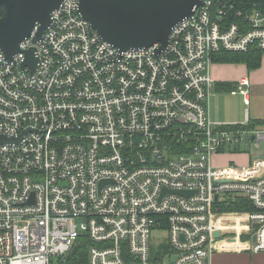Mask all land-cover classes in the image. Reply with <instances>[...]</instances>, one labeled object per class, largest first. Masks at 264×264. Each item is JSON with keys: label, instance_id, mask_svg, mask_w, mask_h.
<instances>
[{"label": "built area", "instance_id": "2783aa9c", "mask_svg": "<svg viewBox=\"0 0 264 264\" xmlns=\"http://www.w3.org/2000/svg\"><path fill=\"white\" fill-rule=\"evenodd\" d=\"M241 3L202 0L156 54L104 42L79 0H63L40 41L37 25L11 59L0 49V136L24 133L0 144V264H209L220 244L264 251V129L209 117L215 55L264 53V0ZM31 48L33 74L21 67ZM247 85L231 92L246 104ZM245 146L246 165L212 164ZM237 200L250 210H223Z\"/></svg>", "mask_w": 264, "mask_h": 264}, {"label": "water", "instance_id": "95a60500", "mask_svg": "<svg viewBox=\"0 0 264 264\" xmlns=\"http://www.w3.org/2000/svg\"><path fill=\"white\" fill-rule=\"evenodd\" d=\"M63 0H0V49L6 59L19 53V43L30 37L38 25L32 42L40 41L50 25V15ZM202 0H79V13L92 30L106 43L125 50L159 45L156 54L168 45L172 29L193 15ZM36 49L26 52L22 69L33 74L37 64ZM0 136V144L19 143ZM215 237L219 233H215ZM255 241V237H253Z\"/></svg>", "mask_w": 264, "mask_h": 264}, {"label": "crops", "instance_id": "0c3cea01", "mask_svg": "<svg viewBox=\"0 0 264 264\" xmlns=\"http://www.w3.org/2000/svg\"><path fill=\"white\" fill-rule=\"evenodd\" d=\"M214 58L210 69L213 81L209 98L210 120L215 124L242 125L247 115L248 122L244 128L264 129V124L261 123L264 121V53L261 55L259 66L251 69L243 63L214 62ZM244 80L248 81L247 104L243 95L231 94L239 82ZM220 156L214 159L217 160ZM220 163L219 167H226L234 162L224 160ZM209 264H264V251L253 253L241 246L220 244L219 250L211 256Z\"/></svg>", "mask_w": 264, "mask_h": 264}, {"label": "trees", "instance_id": "16d2710c", "mask_svg": "<svg viewBox=\"0 0 264 264\" xmlns=\"http://www.w3.org/2000/svg\"><path fill=\"white\" fill-rule=\"evenodd\" d=\"M253 0H239V2H243V5H249ZM245 2V3H244ZM262 52L257 48H251L245 53H231L226 51L218 52L215 55L214 62L218 63H243L248 68L258 67L260 64ZM264 124V121L261 122ZM225 211H248L250 210L247 205H241V201L237 200L235 202H231V204L224 208Z\"/></svg>", "mask_w": 264, "mask_h": 264}, {"label": "rangeland", "instance_id": "374dc122", "mask_svg": "<svg viewBox=\"0 0 264 264\" xmlns=\"http://www.w3.org/2000/svg\"><path fill=\"white\" fill-rule=\"evenodd\" d=\"M226 94L228 96H230L229 93H226ZM237 95L239 96L240 94L237 93ZM232 98H234V97H232ZM263 148H264V145H261L260 146V150H263ZM242 153H243V155H233V154H231L230 151L225 150L224 153H223V155H221L220 157H218L217 160L214 159V158H212L211 159V162L215 166H218V164L220 166V164H221L220 162H222L224 160H226L228 162V160H229V162H232L233 161L236 165L242 166V165H245L246 164V162H247L248 159H250L251 154L253 153V150H251V149H249L248 147L245 146V147L242 148ZM161 249H162L161 246L156 247L155 248V255L161 254V252H162Z\"/></svg>", "mask_w": 264, "mask_h": 264}]
</instances>
